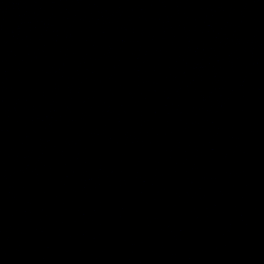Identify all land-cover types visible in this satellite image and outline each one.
Instances as JSON below:
<instances>
[{
  "label": "water",
  "instance_id": "obj_1",
  "mask_svg": "<svg viewBox=\"0 0 264 264\" xmlns=\"http://www.w3.org/2000/svg\"><path fill=\"white\" fill-rule=\"evenodd\" d=\"M0 264H264V0H0Z\"/></svg>",
  "mask_w": 264,
  "mask_h": 264
}]
</instances>
